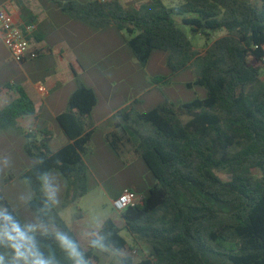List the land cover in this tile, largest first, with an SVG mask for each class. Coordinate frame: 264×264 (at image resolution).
<instances>
[{"label": "trees", "instance_id": "1", "mask_svg": "<svg viewBox=\"0 0 264 264\" xmlns=\"http://www.w3.org/2000/svg\"><path fill=\"white\" fill-rule=\"evenodd\" d=\"M61 7L94 29L126 31V45L142 67L155 51L166 54L173 73L194 66L195 84L206 96L147 110L137 99L116 113L109 147L118 154L123 140H131L153 185L140 203L81 238L53 212L42 187L44 175L57 171L68 182L67 201L88 193L83 157L97 98L75 74L67 111L56 118L69 142L52 152L51 132L25 134L24 151L36 162L20 176L33 192L28 208L58 231L28 230L0 195V264H32L37 256L47 264H99L100 247L114 250L122 264H264V0H181L175 7L148 0L131 9L103 0ZM178 20L192 36L226 35L200 56ZM153 82L169 79L157 75ZM7 89L16 97L0 108V131L36 111L20 85ZM130 240L147 248L137 262Z\"/></svg>", "mask_w": 264, "mask_h": 264}, {"label": "crops", "instance_id": "2", "mask_svg": "<svg viewBox=\"0 0 264 264\" xmlns=\"http://www.w3.org/2000/svg\"><path fill=\"white\" fill-rule=\"evenodd\" d=\"M93 1L103 0H5L4 3L0 4L9 12L15 25L19 28L23 29L25 25L29 24L35 26L31 41L41 53L34 60H27L22 64L16 63L19 76L12 85H20L24 89L33 101L36 111L33 116L18 120L17 126L25 134L28 129H31L32 134L36 136L43 131L51 132L52 138L48 146L52 152H56L69 142L58 126L56 118L67 111L68 100L76 88L75 74L94 91L97 98V103L91 113L93 127L91 128L92 134L87 146V154L95 155L99 147L104 151L107 150L109 144L106 136L115 129L117 123L116 113L135 101V99H128L116 104L114 103L115 96L124 92L125 88L113 82L98 84L86 77L91 67L96 63L98 64L97 60L103 61L106 69L105 74L117 68L120 69L114 63V59L121 52H125L126 40L130 38L126 31H117L113 27L94 29L83 22L72 19L61 7L62 3L67 2L85 4ZM117 1L124 8L131 9L146 3L148 0ZM0 43L4 46L1 38ZM161 59L166 60V56H161ZM109 60H113V62L110 63ZM39 85L46 87V94L38 91ZM157 85L159 84L154 83L153 89ZM143 94V92L138 93L136 97L141 99L145 96ZM0 96L2 98L0 108L16 97L7 88L0 92ZM99 129H102V134L100 145L97 146L93 141V137ZM117 157L121 158L125 165L115 176L123 173L129 177V184L125 185L116 197L124 189L133 190L142 197V193L138 192L137 188L146 193L153 185V180L144 169H142V180L140 182L135 183L130 176L129 170L135 165L140 166V160L135 153L131 140L127 138L123 140ZM83 159L87 167L90 168L85 156ZM31 167L32 165H29L21 169L20 176ZM43 178L46 180H42V187L44 181L50 184L53 181L57 182V184H54L55 188L50 189V191L43 188L49 202L51 203L52 196H55L57 200L62 197L63 190L58 185V183L60 184L58 176L52 171L44 175ZM108 178V181L113 179V174ZM14 181L16 180H11V183H14ZM15 188L16 190L13 193L5 194L4 199L7 205L19 216L24 226L25 219L21 217V212L25 214V218L29 220L30 224L27 223L28 228L37 233V230H40L41 223L35 220L34 215L28 210V203L33 198V192L30 186L23 182H20ZM39 234H43V232L40 231ZM147 253L146 251L144 254Z\"/></svg>", "mask_w": 264, "mask_h": 264}, {"label": "rangeland", "instance_id": "3", "mask_svg": "<svg viewBox=\"0 0 264 264\" xmlns=\"http://www.w3.org/2000/svg\"><path fill=\"white\" fill-rule=\"evenodd\" d=\"M4 1L0 0V4L4 3ZM240 1L254 3V0ZM162 2L167 7H175L181 4V0H162ZM177 23L188 34L189 38H192L195 49L200 56L204 55L205 50L213 41L226 35V32L222 30L212 33L208 38L201 35L192 36L189 27L181 25L179 20ZM124 51L114 59V63L120 69L117 68L105 74L106 69L103 61L97 60L98 64L95 62L96 64L91 67L89 73L86 75V77L95 83L110 84L113 82L125 88L124 92L115 96L114 103L118 104L128 99L136 100L138 99L136 97L137 94L141 92L145 94L140 99L143 102L141 107L143 110L151 109L165 101L170 103H188L195 99L205 98V89L195 84L197 75L194 66L173 73L167 68L166 60L163 61L161 59V56H166V54L161 51H155L146 67H142L132 57L128 47H125ZM109 61L110 63L113 62V60ZM17 67L16 62L12 60L8 50L0 43V92L8 88V86H11L14 81H17L19 76ZM157 75L168 77L169 82L159 84L153 89V78ZM1 102L2 98L0 96ZM24 134V131L19 126L0 131V195L3 198L5 194L13 193L16 190L15 187L20 182L27 184L25 179H21L19 173L21 169L33 165L36 162L35 158L29 157L24 151V146L27 142ZM101 134L102 129H99L93 137V141L97 146L100 145ZM84 156L90 166L87 171L88 193L75 202L67 201L68 182L57 171H53L60 179V184L58 183V185L62 187L63 194L58 200L55 196H52L50 203L53 212L57 213L69 229L79 234L81 238H86L89 230L97 229L110 215H118V212L112 206V201L125 185L129 184V177L123 173L115 176L117 172L122 170L125 164L110 147L106 151L99 147L95 155H91V153L87 154L86 152ZM142 169L148 172L144 163L140 161V166L135 165L129 170L131 173L130 176L134 179L135 183L142 180ZM111 174H113L114 178L108 181V177ZM254 175L260 179L258 171H255ZM45 178L42 180H46ZM11 180L16 181L11 183ZM54 184H57V182L53 181L50 184L44 181L43 188L45 190L49 189L50 191V189L55 188ZM137 191L142 193V195L145 194V192H142L138 188ZM28 210L34 215L35 220L38 221L36 213L30 209ZM21 217L25 219V227L31 230L28 228L29 220H26L25 214L22 212ZM40 231L43 233H56L58 229L53 224L41 223L40 230H37V233ZM122 235L124 234L122 233ZM129 243L133 248L131 251L133 261L137 262L138 255L146 253L147 248L140 243L132 242V240ZM100 252L97 254L99 264H122L114 250L100 247Z\"/></svg>", "mask_w": 264, "mask_h": 264}, {"label": "built area", "instance_id": "4", "mask_svg": "<svg viewBox=\"0 0 264 264\" xmlns=\"http://www.w3.org/2000/svg\"><path fill=\"white\" fill-rule=\"evenodd\" d=\"M34 29L35 26L32 24L25 25L23 29L16 26L9 12L0 6V38L14 62L22 64L27 60H34L40 55L41 51L31 41ZM38 91L42 94L47 93L44 85H39ZM31 133V129L26 131V134ZM141 199L142 197L133 190L124 189L112 201V206L114 210L121 212L140 203Z\"/></svg>", "mask_w": 264, "mask_h": 264}, {"label": "clouds", "instance_id": "5", "mask_svg": "<svg viewBox=\"0 0 264 264\" xmlns=\"http://www.w3.org/2000/svg\"><path fill=\"white\" fill-rule=\"evenodd\" d=\"M28 254L36 255L35 253L31 252H29ZM72 254L75 256H79V253L75 252V249L72 250ZM17 255L26 257V253L24 251H21L20 248H17ZM32 264H47V262L37 256V258L32 261ZM77 264H84V262L81 260H77Z\"/></svg>", "mask_w": 264, "mask_h": 264}]
</instances>
